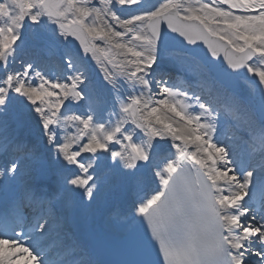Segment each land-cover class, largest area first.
<instances>
[{
  "label": "snow or ice",
  "instance_id": "6c2138e0",
  "mask_svg": "<svg viewBox=\"0 0 264 264\" xmlns=\"http://www.w3.org/2000/svg\"><path fill=\"white\" fill-rule=\"evenodd\" d=\"M0 157V264H264V0H0ZM112 178L102 259L71 209Z\"/></svg>",
  "mask_w": 264,
  "mask_h": 264
},
{
  "label": "bare ground",
  "instance_id": "6f19581e",
  "mask_svg": "<svg viewBox=\"0 0 264 264\" xmlns=\"http://www.w3.org/2000/svg\"><path fill=\"white\" fill-rule=\"evenodd\" d=\"M93 80H94V77H93ZM94 82H95V81H94ZM95 83L97 84V82H95ZM97 85H98V84H97ZM226 143H228V142H226ZM85 156H86V154H85ZM141 187H142V186H141ZM135 195H136V193H135V192H132V197H130V198H133ZM130 198L127 199V204H130ZM122 208H125V206H122ZM129 208H130V206H129ZM75 210H77V209H76V208H72V209H71L72 212H74ZM74 217H75V215H74ZM87 224H88L87 222H84V223H82V224H79V227H78V228H74V227H75V224H74V223H71L70 230L75 234V236H76L78 239L83 240L79 230H80L82 227L86 226Z\"/></svg>",
  "mask_w": 264,
  "mask_h": 264
},
{
  "label": "water",
  "instance_id": "95a60500",
  "mask_svg": "<svg viewBox=\"0 0 264 264\" xmlns=\"http://www.w3.org/2000/svg\"><path fill=\"white\" fill-rule=\"evenodd\" d=\"M204 50H207V46L206 45H202Z\"/></svg>",
  "mask_w": 264,
  "mask_h": 264
}]
</instances>
